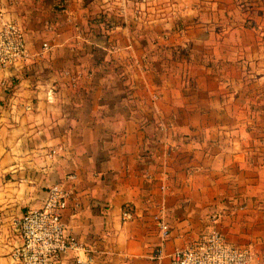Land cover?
<instances>
[{"label":"crops","instance_id":"crops-1","mask_svg":"<svg viewBox=\"0 0 264 264\" xmlns=\"http://www.w3.org/2000/svg\"><path fill=\"white\" fill-rule=\"evenodd\" d=\"M6 20L28 59L0 69V264L67 173L93 264H168L212 227L264 264V0H0Z\"/></svg>","mask_w":264,"mask_h":264},{"label":"built area","instance_id":"built-area-1","mask_svg":"<svg viewBox=\"0 0 264 264\" xmlns=\"http://www.w3.org/2000/svg\"><path fill=\"white\" fill-rule=\"evenodd\" d=\"M43 48L48 43H42ZM28 59V49L22 27L13 20L0 24V69L23 65ZM6 80L2 79L1 84ZM52 148L48 155L57 152ZM75 175L67 173L51 183L40 206L29 208L12 219L11 225L20 241L12 247L13 264H93L94 253L67 228L63 211L72 193L71 181ZM132 211L124 206L122 219H131ZM215 221L217 215L211 214ZM162 241L169 233L167 222L155 216ZM163 244L151 252L153 264H161ZM71 253V254H70ZM168 264H252L249 245L231 241L224 232L212 227L187 240L170 254Z\"/></svg>","mask_w":264,"mask_h":264}]
</instances>
